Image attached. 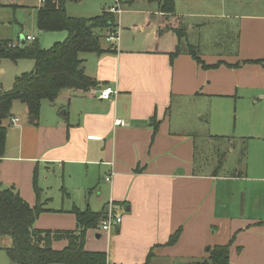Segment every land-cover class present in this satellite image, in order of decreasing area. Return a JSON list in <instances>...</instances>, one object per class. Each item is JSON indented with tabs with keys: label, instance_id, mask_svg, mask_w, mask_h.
I'll list each match as a JSON object with an SVG mask.
<instances>
[{
	"label": "crops",
	"instance_id": "obj_1",
	"mask_svg": "<svg viewBox=\"0 0 264 264\" xmlns=\"http://www.w3.org/2000/svg\"><path fill=\"white\" fill-rule=\"evenodd\" d=\"M105 1L64 8L89 18L115 4ZM143 1L155 3L147 13L162 16L157 1L135 3ZM40 6L0 0V42L38 41ZM173 15L185 35L174 33L170 44L155 31L141 44L134 36L124 42L118 16L114 49L80 54L95 89H65L42 100L33 118L21 100L20 109L13 103L16 123L3 122L0 185L31 206L44 204L38 229L73 230L74 208L111 206L121 222L88 229L85 241L86 250L106 252L107 264H144L148 256L149 264H198L216 245H228L227 264H264V0H174ZM13 62L19 74L34 66ZM103 87L115 94L99 98Z\"/></svg>",
	"mask_w": 264,
	"mask_h": 264
},
{
	"label": "trees",
	"instance_id": "obj_2",
	"mask_svg": "<svg viewBox=\"0 0 264 264\" xmlns=\"http://www.w3.org/2000/svg\"><path fill=\"white\" fill-rule=\"evenodd\" d=\"M68 1L79 0H41L36 17V26L41 31H66L62 41L54 42L43 48L37 40L24 44L12 41L0 42V59L12 61L31 59L33 69L15 77L13 87L9 91H0V158L3 155L6 127L5 120L11 117L10 110L16 100H23L29 115L38 116L42 100L53 102L65 89L88 91L95 89L98 82L87 75L83 68L82 53L100 54L115 47H102L107 32L117 29L116 14L107 11L89 17H71L65 12ZM139 0H120L122 5H132ZM158 2V11L166 19L174 17V0H152ZM181 26V25H180ZM182 28V26H181ZM171 27L178 39L184 37V29ZM168 30H170L168 28ZM14 43V46H11ZM114 49V48H113ZM191 54L199 62L197 54ZM35 192H38L36 181H33ZM39 200L29 205L13 187L0 185V240L10 237L11 244L6 247L11 264H107L104 251H88L85 249L86 232L99 226L104 211L73 209L76 227L73 230H50L34 227V222L45 210ZM178 236L175 233L169 240L173 243ZM66 240L62 249H54L53 241ZM150 263V256L144 264ZM228 245H216L209 249V257L204 263L227 264Z\"/></svg>",
	"mask_w": 264,
	"mask_h": 264
},
{
	"label": "rangeland",
	"instance_id": "obj_3",
	"mask_svg": "<svg viewBox=\"0 0 264 264\" xmlns=\"http://www.w3.org/2000/svg\"><path fill=\"white\" fill-rule=\"evenodd\" d=\"M105 2L110 3L111 0H106ZM106 5V4H105ZM146 7H152L155 8V3L154 2H139V3H134L132 5H124L122 7L123 11L120 15H117V17H120V31L123 34V40L125 41H129L131 39L132 36H134V41L135 43H142L143 38L144 37H148L150 36V32L151 31H155L156 35L162 37L166 44H170L171 42H173V40L175 39V35L171 30V27L174 26H180V24L176 21H174V19H168V20H163V17L160 16L159 14H154V13H147L146 12ZM77 13V14H76ZM75 13V15L71 16V17H82L79 13V10ZM168 28L170 30H168ZM182 29V28H181ZM115 32V31H113ZM66 36V32L65 31H42V32H38L37 31V38H38V43L40 44V46H42L43 48H48L50 47L54 41L56 40V35L59 34H64ZM112 32H107L106 36L108 34H110ZM47 34V35H45ZM183 46H186L184 44H182ZM12 62V63H11ZM1 63V62H0ZM6 63V65H5ZM17 63V62H16ZM4 67L3 68L4 71L0 72V91H9L12 89L13 84L15 82V77L20 73L19 71V66L20 64H15L12 60L8 59L5 60L4 62ZM17 74V75H16ZM16 75V76H15ZM21 103L20 100H16L14 101V108L16 109H20L23 106V103ZM25 107V106H24ZM7 123V121H5V124ZM252 141H257V139H254ZM212 152H210L209 154H206V161L210 162L213 160ZM215 157V156H214ZM216 160V157L215 159ZM216 162V161H215ZM214 163H212L213 165ZM225 164V163H224ZM230 163H226V165L229 166ZM225 165V166H226ZM11 240L10 237H3L0 240V264L4 263H8V256L6 253L5 248L1 245L5 244V242ZM204 263V260L198 262V263Z\"/></svg>",
	"mask_w": 264,
	"mask_h": 264
},
{
	"label": "built area",
	"instance_id": "obj_4",
	"mask_svg": "<svg viewBox=\"0 0 264 264\" xmlns=\"http://www.w3.org/2000/svg\"><path fill=\"white\" fill-rule=\"evenodd\" d=\"M114 5L108 8L109 12L115 13V14H119L122 9H121V4L119 3L118 0H114ZM118 26L115 32H112L110 34H108L104 41L106 43H111L114 44L119 40V35H118ZM26 41H33L34 37L33 36H26L25 37ZM14 46V43L11 45ZM115 94V91L113 89H111L110 87H103L100 88L98 90V94L97 96L101 99H109L111 98V96ZM10 121L12 123H16L17 119L16 118H12L10 119ZM116 124H120L121 121L120 120H116L115 121ZM110 173L108 176L105 177L106 180H109L111 177ZM121 222V217L116 216L113 211H112V207L108 206L107 209L104 211V214L102 216V219L99 222V227L102 231H109L110 229L116 227L119 223Z\"/></svg>",
	"mask_w": 264,
	"mask_h": 264
},
{
	"label": "water",
	"instance_id": "obj_5",
	"mask_svg": "<svg viewBox=\"0 0 264 264\" xmlns=\"http://www.w3.org/2000/svg\"><path fill=\"white\" fill-rule=\"evenodd\" d=\"M24 43H25V40L22 39L21 44H24ZM105 46H107V43L104 41V42H102V47H105ZM21 102H23V100H21ZM32 118H33V116H32ZM0 124H1V121H0Z\"/></svg>",
	"mask_w": 264,
	"mask_h": 264
}]
</instances>
